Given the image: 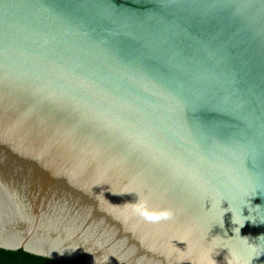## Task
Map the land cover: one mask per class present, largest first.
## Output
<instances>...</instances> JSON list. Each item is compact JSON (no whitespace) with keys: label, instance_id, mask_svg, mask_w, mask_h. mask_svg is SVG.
<instances>
[{"label":"water","instance_id":"water-1","mask_svg":"<svg viewBox=\"0 0 264 264\" xmlns=\"http://www.w3.org/2000/svg\"><path fill=\"white\" fill-rule=\"evenodd\" d=\"M0 249L264 264V0H0Z\"/></svg>","mask_w":264,"mask_h":264},{"label":"trees","instance_id":"trees-1","mask_svg":"<svg viewBox=\"0 0 264 264\" xmlns=\"http://www.w3.org/2000/svg\"><path fill=\"white\" fill-rule=\"evenodd\" d=\"M0 264H65L48 258H42L23 251H5L0 249Z\"/></svg>","mask_w":264,"mask_h":264},{"label":"clouds","instance_id":"clouds-1","mask_svg":"<svg viewBox=\"0 0 264 264\" xmlns=\"http://www.w3.org/2000/svg\"><path fill=\"white\" fill-rule=\"evenodd\" d=\"M156 217H150V219H155Z\"/></svg>","mask_w":264,"mask_h":264}]
</instances>
